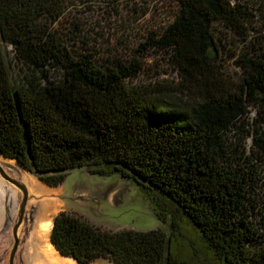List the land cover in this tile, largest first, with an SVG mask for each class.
<instances>
[{
	"label": "trees",
	"instance_id": "16d2710c",
	"mask_svg": "<svg viewBox=\"0 0 264 264\" xmlns=\"http://www.w3.org/2000/svg\"><path fill=\"white\" fill-rule=\"evenodd\" d=\"M64 1L0 0V156L50 186L85 166L116 175L140 188L162 222L170 204L221 264H264V232L248 210L250 180L226 162L231 127L251 110L264 125V46L238 58L237 78L215 61L214 25L245 33L244 8L175 0L172 21L143 45L167 54L178 79L170 87L133 85L141 71L135 60L100 66L92 54H71L52 31ZM260 136L251 135L252 147L264 153ZM169 223L168 233L107 231L61 211L49 237L76 264H187L171 254Z\"/></svg>",
	"mask_w": 264,
	"mask_h": 264
},
{
	"label": "rangeland",
	"instance_id": "374dc122",
	"mask_svg": "<svg viewBox=\"0 0 264 264\" xmlns=\"http://www.w3.org/2000/svg\"><path fill=\"white\" fill-rule=\"evenodd\" d=\"M231 3H239L248 15L241 24L246 31L237 34L215 24L214 34L219 40L215 61L226 74L237 78L241 74L238 58L243 54L253 57L264 46V4L262 0H231ZM176 9L175 0H65L63 15L53 24L52 31L71 54H92L100 66L117 67L133 60L139 62L141 71L130 80L133 85L162 83L174 87L178 79L167 54L152 47L145 49L143 45L150 34L162 32L172 21ZM19 68L15 73L21 78L25 70ZM50 73L52 78L58 77L57 71ZM255 131L264 141V125L251 110L243 123L236 124L226 133V162L247 173L250 218L254 226L264 232V153L252 147L251 135ZM0 167L9 177L18 180L20 174L15 169L1 161ZM94 169V166H85L65 171L66 178L56 186L41 180L38 183V176L33 174L37 192L38 187L45 190L34 197L31 194L33 188L27 185V223L39 213V205L44 203L54 208L50 215L52 221L58 212L65 211L107 231L162 229L168 233L171 220L174 229L170 246L174 257L187 264H221L203 244L193 225L175 213L170 204L164 206L165 221L162 222L156 217L157 208L138 186L116 175H94ZM12 191L18 190L0 177V200L5 197L6 218L13 211L8 202ZM4 244L3 249L9 245V239ZM92 264L109 263L100 259Z\"/></svg>",
	"mask_w": 264,
	"mask_h": 264
},
{
	"label": "water",
	"instance_id": "95a60500",
	"mask_svg": "<svg viewBox=\"0 0 264 264\" xmlns=\"http://www.w3.org/2000/svg\"><path fill=\"white\" fill-rule=\"evenodd\" d=\"M8 160L7 162L0 160L3 165L12 167L17 174H20L18 180L9 177L4 170L0 167V177L7 183L14 186L18 191H12L13 194L8 199V202L13 211L10 212L6 218V204L5 197L0 200V264H21L18 253L28 236V223H27V203H28V188L27 185L33 189L34 182L33 174L26 169L23 165L16 162L14 159H8L0 156V159ZM9 161H14L10 163ZM41 183L40 180L36 179ZM5 195V194H4ZM29 222V221H28ZM10 230V231H9ZM7 233H9L7 237ZM9 239V245L3 249L4 241ZM50 242V237H49ZM6 243V242H5ZM51 244V242H50ZM52 245V244H51ZM53 246V245H52ZM55 249V248H54ZM56 250V249H55ZM59 254V253H58ZM60 255V254H59ZM61 256V255H60ZM63 257V256H61ZM66 258V257H65Z\"/></svg>",
	"mask_w": 264,
	"mask_h": 264
},
{
	"label": "bare ground",
	"instance_id": "6f19581e",
	"mask_svg": "<svg viewBox=\"0 0 264 264\" xmlns=\"http://www.w3.org/2000/svg\"><path fill=\"white\" fill-rule=\"evenodd\" d=\"M0 160L8 161L2 158ZM9 162L13 163V161ZM36 186L38 187L39 185ZM38 188L40 189L38 192L36 188L31 189L32 196L38 197L45 190L42 187ZM31 205H34V203L32 202ZM39 206H37L39 213L28 222V236L18 253L21 264H76L69 258L61 257L49 242V234L52 227L50 215L54 213V208L46 203Z\"/></svg>",
	"mask_w": 264,
	"mask_h": 264
}]
</instances>
